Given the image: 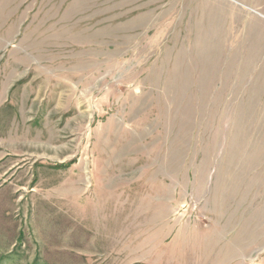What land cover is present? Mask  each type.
Wrapping results in <instances>:
<instances>
[{
    "label": "rangeland",
    "instance_id": "obj_1",
    "mask_svg": "<svg viewBox=\"0 0 264 264\" xmlns=\"http://www.w3.org/2000/svg\"><path fill=\"white\" fill-rule=\"evenodd\" d=\"M0 264H264V0H0Z\"/></svg>",
    "mask_w": 264,
    "mask_h": 264
}]
</instances>
